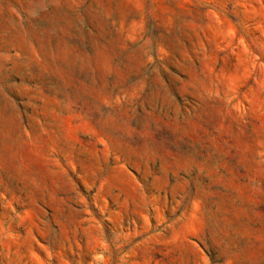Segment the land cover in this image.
Wrapping results in <instances>:
<instances>
[{"label": "rangeland", "instance_id": "374dc122", "mask_svg": "<svg viewBox=\"0 0 264 264\" xmlns=\"http://www.w3.org/2000/svg\"><path fill=\"white\" fill-rule=\"evenodd\" d=\"M0 264H264V0H0Z\"/></svg>", "mask_w": 264, "mask_h": 264}]
</instances>
